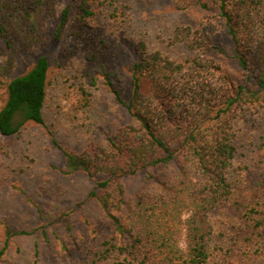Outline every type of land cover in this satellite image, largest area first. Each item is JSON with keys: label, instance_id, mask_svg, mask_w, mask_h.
Masks as SVG:
<instances>
[{"label": "trees", "instance_id": "16d2710c", "mask_svg": "<svg viewBox=\"0 0 264 264\" xmlns=\"http://www.w3.org/2000/svg\"><path fill=\"white\" fill-rule=\"evenodd\" d=\"M0 0V36L6 46L39 44L53 0ZM92 0H77L76 18L91 15ZM193 14L191 24L174 26L167 46L187 52L171 57L160 50L141 54L130 69L131 93L114 88L130 121L81 152L61 149L64 173L82 171L95 180L89 196L112 222L94 264H264V193L260 179L245 180L248 168L239 143L264 146V0H171ZM73 4L60 13L55 37ZM226 41V43L224 42ZM235 60L237 77L216 57ZM49 60L6 82L0 134L16 133L26 122L44 123ZM143 171L148 188L128 198L124 179ZM96 175H101L96 178ZM248 184L255 202L237 196ZM252 198H250L251 200ZM228 203L242 208L229 246L215 244L212 214ZM0 253L15 235L7 224ZM222 253L216 261L213 257ZM122 255L113 259L111 253ZM111 261V262H109ZM109 262V263H108Z\"/></svg>", "mask_w": 264, "mask_h": 264}, {"label": "rangeland", "instance_id": "374dc122", "mask_svg": "<svg viewBox=\"0 0 264 264\" xmlns=\"http://www.w3.org/2000/svg\"><path fill=\"white\" fill-rule=\"evenodd\" d=\"M76 2L53 0L37 45L6 46L0 36V108L9 78L27 71L40 55L49 60L44 123L26 122L16 133L0 134V250L4 224L17 232L0 253V264H94L102 241L115 235L113 225L89 196L95 180L82 171L63 172L61 149L81 152L130 121L106 82L122 89L123 98L129 99L130 69L141 54V41L147 52L160 50L179 57L188 51L183 44H166L174 26L194 19L191 12L174 9L171 0H92V13L83 22L76 18ZM69 3L71 15L55 37L60 13ZM216 58L237 77L235 60ZM239 145L248 165L245 180L260 179L264 146L259 148L254 141ZM146 176L140 171L124 179L128 198L148 188ZM242 188L237 197L244 203L255 202L251 186ZM257 188L264 193V182ZM241 213L240 206L228 203L212 214L213 246H229L234 227L241 225ZM216 252L217 261L222 253ZM111 254V260L122 258L117 252Z\"/></svg>", "mask_w": 264, "mask_h": 264}]
</instances>
